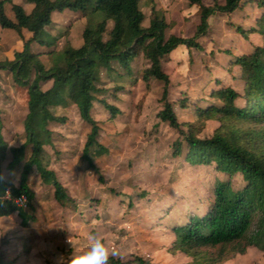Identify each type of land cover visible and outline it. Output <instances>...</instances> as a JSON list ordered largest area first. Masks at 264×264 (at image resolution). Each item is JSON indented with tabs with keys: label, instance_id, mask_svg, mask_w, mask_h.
<instances>
[{
	"label": "rangeland",
	"instance_id": "1",
	"mask_svg": "<svg viewBox=\"0 0 264 264\" xmlns=\"http://www.w3.org/2000/svg\"><path fill=\"white\" fill-rule=\"evenodd\" d=\"M203 2L212 4L213 0ZM160 3L170 20L166 37L170 33L184 37L194 35L200 20L198 5H191L187 0H158V5ZM5 6L6 13L14 18L10 5ZM140 7L146 16L143 24L148 25L150 3L142 0ZM260 13L254 3L231 14L217 13L209 18L208 31L199 39L200 48L180 45L163 57V69L171 80L169 97L174 111L180 122L191 121L200 126L198 135L201 137L211 136L219 121L202 119L197 105L207 107L214 101L209 94L219 87L215 82L217 78L241 90L243 81L239 78V68L233 66L230 70L231 55L241 54L252 44H261L263 38L249 33L245 40L237 28L247 31ZM53 18L57 20L54 25L62 29L47 37L55 38L56 42L50 48L37 41L30 44L34 51L52 50L50 54L41 55L47 66L62 60L67 41L75 47L83 42L85 19L78 12L55 11ZM68 25L70 30L65 35ZM57 31L62 34L55 36ZM22 43L23 39L15 30L0 26V56L12 57L14 49H21ZM114 66L123 72L118 63L114 62ZM147 66L149 61L142 54L135 57L131 81L116 95L112 90L115 84L105 66L99 68L102 86L111 88L100 97L118 107L120 112L112 118L101 101L94 102L92 115L99 121L98 139L109 149L96 159L95 169L81 158L90 125L81 119L77 106L70 103L53 108L63 119L50 123L52 142L45 149L50 167L75 204L58 202L52 185L43 183L37 172L30 173L35 198L33 209L28 208V211L33 213L34 219L23 225L17 214L0 217V250L7 254L6 264H61V257L67 261L71 253L83 248L88 238L97 234L103 236L110 250H115L114 256L123 260L140 255L155 264L192 261L190 255L171 250L175 239L173 225L186 222L193 213L205 211L212 201L216 179L230 178L235 187L244 181L241 173L230 177L217 170L214 162L190 163L186 159L182 134L159 116L163 107V82L151 77L148 86L140 77L139 72ZM231 76H235L234 80ZM49 85L50 82L43 83L44 88ZM24 87L7 68H0L2 132L11 145L25 139L23 121L27 95ZM182 99L186 100L185 106L180 103ZM177 141L182 143L178 153L175 152ZM7 162L3 163L4 177L18 183L21 164L10 171ZM219 264H264V250L250 246L245 253H237Z\"/></svg>",
	"mask_w": 264,
	"mask_h": 264
},
{
	"label": "trees",
	"instance_id": "2",
	"mask_svg": "<svg viewBox=\"0 0 264 264\" xmlns=\"http://www.w3.org/2000/svg\"><path fill=\"white\" fill-rule=\"evenodd\" d=\"M33 3L31 11L13 0H0V26L15 30L23 39L22 48L14 49L12 57L0 56V68H7L15 80L21 81L27 95V112L24 117L25 139L11 145L4 137L0 109V217L17 214L26 225L34 219L32 201L35 191L29 182L30 173L37 172L43 183L52 185L54 198L60 203L75 204L65 185L50 167L45 149L51 145L53 130L51 122L63 118L53 108L73 103L80 117L90 125L81 151L89 167L96 168L95 161L109 152L99 141V121L92 115L95 101H101L112 118L120 109L109 104L100 95L111 88L103 87L99 75L101 65L114 82V94L131 81L132 62L142 54L149 66L142 69L140 77L149 86L150 78L163 82L160 118L178 129L186 143V159L190 163L214 162L216 169L230 177L241 173L244 183L235 187L230 178L216 179L212 188V201L200 214L193 213L184 223L173 225L175 234L171 250L182 251L192 257L189 264H219L237 253H245L250 246L264 250V0H188L199 7L200 20L191 37L170 33L165 11L156 3L151 5L148 25H144L145 13L141 0H26ZM256 4L260 15L246 31L238 27V33L248 38L257 33L263 38L261 44L251 47L239 55H231L230 70L237 66L243 81L241 90L222 79H215L219 86L212 89L207 107L197 105L198 114L204 120H217L219 125L209 137L198 135L200 126L195 122H180L169 97L171 80L163 69V57L168 56L180 45L201 47L200 38L209 28V18L217 13L231 14L247 4ZM10 5L14 18L6 13ZM71 10L85 19L82 29L83 42L75 47L66 42L62 60L47 66L41 59L43 53L52 50L34 51L30 44L37 41L50 48L56 40L47 37L62 26L54 25L52 13ZM109 22L111 25L109 27ZM23 29L31 32L28 38ZM69 25L64 33H69ZM54 34V33H53ZM58 32L55 36L61 35ZM118 63L123 72L114 66ZM234 80L235 76H231ZM50 82L46 88L43 83ZM239 99L243 100L239 103ZM184 99L180 100L185 106ZM181 141L175 143V152L181 151ZM13 171L21 164L18 183L6 179L3 163ZM7 187L13 196L26 195V206L16 205L4 197ZM7 254L0 250V264H6ZM109 264H155L149 259L135 255L123 260L110 256Z\"/></svg>",
	"mask_w": 264,
	"mask_h": 264
},
{
	"label": "clouds",
	"instance_id": "3",
	"mask_svg": "<svg viewBox=\"0 0 264 264\" xmlns=\"http://www.w3.org/2000/svg\"><path fill=\"white\" fill-rule=\"evenodd\" d=\"M112 255H115V250H110L103 236L97 234L90 236L83 248L71 253L67 261L61 257V264H109Z\"/></svg>",
	"mask_w": 264,
	"mask_h": 264
},
{
	"label": "crops",
	"instance_id": "4",
	"mask_svg": "<svg viewBox=\"0 0 264 264\" xmlns=\"http://www.w3.org/2000/svg\"><path fill=\"white\" fill-rule=\"evenodd\" d=\"M14 2H16V3H19V4H21L24 8H25V10L27 11V12H29V11H31V9L33 8V3L31 4V3H29V2H23V1H21V0H13ZM142 1V0H141ZM149 3H150V12H151V5H152V3L154 2V3H156L157 4V6L158 7H161V8H165V7H162V4L160 3L159 5H158V0H152V1H150V0H147ZM170 1H172V0H170ZM187 2H188V0H187ZM141 3V2H140ZM189 3V2H188ZM187 4V3H186ZM190 4V3H189ZM191 5H196V4H191ZM194 9L197 11V7H194ZM144 12V11H143ZM150 12H149V14H150ZM54 13V12H53ZM53 13H52V19H53V21L54 22H56L57 20H54V18H53ZM165 15H166V19H167V22L170 24V20H169V17H168V15H167V13H166V11H165ZM146 17V16H145ZM183 19L185 18V15H182L181 16ZM85 22V21H84ZM176 34H178V33H176ZM31 35V32L30 31H28V30H26V29H23V36L25 37V38H28L29 36ZM182 35V34H181ZM41 57V56H40Z\"/></svg>",
	"mask_w": 264,
	"mask_h": 264
},
{
	"label": "built area",
	"instance_id": "5",
	"mask_svg": "<svg viewBox=\"0 0 264 264\" xmlns=\"http://www.w3.org/2000/svg\"><path fill=\"white\" fill-rule=\"evenodd\" d=\"M4 197L9 200H12L16 205L26 206V201H27L26 195L13 196L10 187L6 188Z\"/></svg>",
	"mask_w": 264,
	"mask_h": 264
}]
</instances>
